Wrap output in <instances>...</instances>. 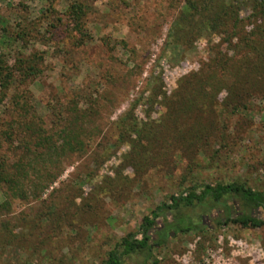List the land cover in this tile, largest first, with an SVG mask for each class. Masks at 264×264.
<instances>
[{"label":"rangeland","instance_id":"obj_1","mask_svg":"<svg viewBox=\"0 0 264 264\" xmlns=\"http://www.w3.org/2000/svg\"><path fill=\"white\" fill-rule=\"evenodd\" d=\"M74 1L86 8L92 39L76 49L70 44L71 36H76L74 21L65 13ZM182 4V0H0V33L3 27L8 35L25 33L28 50L43 53L42 72L30 86L38 112L45 117L46 102L76 89L94 93L100 106L99 130L92 132L90 149L68 157L62 174L41 199L13 200L10 212L0 216L19 225L14 231L26 232L23 249L10 244L0 250V264H100L121 236L138 230L144 215L194 183L237 179L264 191V98L229 113L224 90L217 96L220 114L208 137L181 138L178 132L184 134L193 125L187 121L181 129L170 127L173 132L159 129L156 147L161 159L153 168L138 171L131 166L137 155L136 143L130 140L101 166L94 164L116 134L108 119H116L132 102L136 101L135 113L141 120L149 115L159 122L163 108L150 105L154 75L170 95L181 76L198 70L213 56L216 35L198 38L186 51L163 54L168 27ZM241 17L245 30L251 31L254 17L245 11ZM16 47V43L6 45L0 51L8 53ZM180 140H195L198 146L187 154L174 142ZM50 209L55 216L67 211L60 227L44 220ZM237 211V206L226 212L210 203L165 211L155 219L153 236L157 239L170 224L164 243L150 254L127 256L121 264H264V224L251 227L225 221L227 214L235 217ZM34 215L42 216L38 227L22 220L38 221ZM253 215L264 218V209ZM30 231L33 234L28 236Z\"/></svg>","mask_w":264,"mask_h":264},{"label":"trees","instance_id":"obj_2","mask_svg":"<svg viewBox=\"0 0 264 264\" xmlns=\"http://www.w3.org/2000/svg\"><path fill=\"white\" fill-rule=\"evenodd\" d=\"M182 2V7L168 27L163 54L168 55L177 49L186 51L193 47L198 38L216 35L218 42L212 45L213 56L203 62L198 70L181 76L170 95L163 91L160 77L154 75L150 105L163 108L159 122L149 115L141 120L135 113L136 101L116 119H108L116 134L106 142L110 143V147L104 145L103 154L94 160L96 167L108 161L128 140L136 143L133 148L137 159L131 158L132 167L137 166V170L142 171L157 166L161 159V151L156 147L157 134L163 127L173 132L171 129H181L190 121L193 125L184 134L178 132L181 138H186V134H199L200 138L213 134L220 114L216 109L219 102L217 96L222 90L227 93L224 104L229 107V113L243 111L247 109L248 101L264 98V0ZM243 11L256 20L251 31L245 30L241 17ZM65 13L74 21L75 32L72 33L76 36H71V46L76 49L91 41L85 6L74 1L67 6ZM4 31L0 33V47H11L15 43L17 47L11 48L14 54L12 50L8 53L0 51V216L10 212L13 200L41 199L42 194L62 174L68 157L86 153L90 149L92 132L99 130L96 120L100 113L97 99L92 97L94 93L86 94L76 89L68 96L55 95L52 101L44 104L46 116L41 115L30 86L42 72L43 53L28 50L30 47L23 40L25 33L19 31L15 35H8ZM47 115L49 121L45 122ZM174 142L181 145L187 154L192 147L198 146L195 140ZM176 150L172 152L174 157ZM205 203L220 205L226 212L237 206L235 217L227 214L226 222L251 227L264 224L263 217L253 215L255 210L264 209L263 190L253 189L237 179L214 184L194 183L179 193L171 194L166 202L144 215L138 230L121 236L100 264H121L125 257L132 254H150L154 247L164 243L170 227V224L166 225L159 231V237L154 239L155 219L161 213ZM55 213L50 209L44 220L55 221L56 226L60 227V221L68 213L66 210H61L57 216ZM34 216L39 218L38 221L33 218L22 220L27 225L38 227L42 216ZM16 226L19 225H14L10 220H0L2 252L10 244L24 248L26 232L14 231ZM30 232L28 236L33 234Z\"/></svg>","mask_w":264,"mask_h":264}]
</instances>
